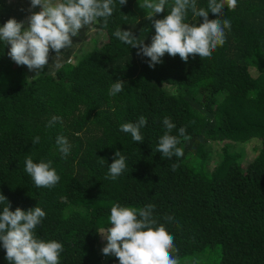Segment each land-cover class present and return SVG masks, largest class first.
Instances as JSON below:
<instances>
[{
	"label": "trees",
	"instance_id": "obj_1",
	"mask_svg": "<svg viewBox=\"0 0 264 264\" xmlns=\"http://www.w3.org/2000/svg\"><path fill=\"white\" fill-rule=\"evenodd\" d=\"M26 2L0 0V26L13 17L26 20ZM142 2L115 0L108 23L95 24L100 40L75 61L74 41L58 55L50 50L47 67L32 76L0 42V192L13 211L37 204L45 211L36 235L63 244L60 264H119L102 254L98 232L111 226L116 203L155 205L158 224L175 237L180 264H264V0H237L235 10L225 5L222 18L231 31L211 59L165 54L155 68L113 34L120 27L151 43L155 28ZM207 2L197 0V7ZM171 3L154 19L167 15ZM202 20L189 11V22ZM117 79L126 82L124 91L109 96ZM141 115L148 122L137 143L119 129ZM53 116L62 122L47 127ZM164 117L176 125L173 135L186 128L180 158L156 151ZM59 135L72 145L67 158L55 143ZM253 138L261 145L245 159L238 143ZM117 150L127 169L112 180L106 176ZM28 156L52 160L60 181L36 187L25 172ZM5 255L0 242V264H9Z\"/></svg>",
	"mask_w": 264,
	"mask_h": 264
},
{
	"label": "clouds",
	"instance_id": "obj_2",
	"mask_svg": "<svg viewBox=\"0 0 264 264\" xmlns=\"http://www.w3.org/2000/svg\"><path fill=\"white\" fill-rule=\"evenodd\" d=\"M30 2L29 15L26 20L18 21L9 18L0 26V42L10 45L8 56L18 66H27L30 71L40 73L47 67L50 50L60 54L73 45V37L79 35L82 28H88L98 21L108 23L112 16L115 0H27ZM127 0H119L124 5ZM225 5L235 10L237 0H208L207 8L197 7V0H172L170 10L161 19H154L163 13L169 0H143L139 3L146 10V19L155 28L150 44L139 39L131 30L120 27L113 33L121 42L137 49V55L147 57L150 68L161 64L165 54L171 57L179 55L187 62L189 56L198 55L202 60L211 59L213 52L222 47L227 40V32L231 31V21L223 17ZM39 7V11H33ZM195 18H203L202 22H189L188 13ZM209 11L216 17L209 19ZM61 65L57 63L56 67ZM125 81L117 79L109 88V96L124 91ZM62 118L53 116L46 125L53 127ZM147 118L141 115L135 122L120 125V131L130 134L135 142L142 143V129L147 125ZM165 131L159 137L156 151L167 159L183 156V149L177 145L180 137L185 140L186 128L181 126L178 134L173 135L176 125L170 117H164ZM40 137L32 139L38 144ZM63 158L71 152L72 145L68 139L59 135L55 141ZM101 164L104 163L102 159ZM52 160L41 159L34 162L31 156L25 159V172L32 178L36 187L52 188L60 176L52 166ZM178 163H173L175 171ZM127 169V160L122 152L114 153L113 162L109 165L106 178L116 180ZM0 242L6 250L5 258L9 264H60V256L64 251L63 244L55 239L45 240L36 235V229L45 218V211L38 206L27 211L17 207L11 210L7 197L0 192ZM155 205L143 207L122 206L113 204L110 211V227L98 231L105 241L102 247L104 256H114L119 264H180L175 237L163 224H158L154 217ZM171 222L174 217L165 216Z\"/></svg>",
	"mask_w": 264,
	"mask_h": 264
},
{
	"label": "rangeland",
	"instance_id": "obj_3",
	"mask_svg": "<svg viewBox=\"0 0 264 264\" xmlns=\"http://www.w3.org/2000/svg\"><path fill=\"white\" fill-rule=\"evenodd\" d=\"M7 2H11V0H7ZM26 3L29 7L30 2H26ZM33 11H39V7H37L36 9H33ZM97 29L99 28L95 26L94 24L88 28L86 27L82 28L79 31V35L76 37H73V41H74L73 49L74 50L70 56L71 61H75V59L83 55L87 49H90L92 45L94 44V41H93L94 38H96L97 40L101 39L102 33L100 30L97 32ZM27 73L29 76L36 74V72L30 71L29 69ZM238 144L242 146V149H243L242 151H244L245 153V159H250L255 154L253 146L256 145L257 147H259L261 145V142L257 138H253L248 141L240 142Z\"/></svg>",
	"mask_w": 264,
	"mask_h": 264
}]
</instances>
